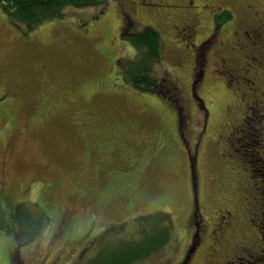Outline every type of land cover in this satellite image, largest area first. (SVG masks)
<instances>
[{
  "label": "rangeland",
  "instance_id": "obj_1",
  "mask_svg": "<svg viewBox=\"0 0 264 264\" xmlns=\"http://www.w3.org/2000/svg\"><path fill=\"white\" fill-rule=\"evenodd\" d=\"M120 2L72 5L63 10L62 17L31 27L27 21L10 15L0 1V181L6 184L10 199L25 198L23 189L29 184L30 199L50 198L54 204L84 217L94 215L95 233L103 236L92 250L107 239L130 236L132 228L140 234L142 229L158 222L155 237L163 240L160 225H166L165 243L133 264H177L194 233L193 222H199L197 255L188 264H226L233 260L232 246H240L244 241L255 245L258 230L264 236V158L259 161L264 156V143H256L257 134L263 132L264 122L259 119L264 113L245 112L241 96L216 78L213 89L217 95L207 88L199 89L200 84L196 86L208 112L203 131L206 111L194 110L188 101L192 64L187 42L191 40L187 38H176L179 44L186 45L181 51L161 40V63L152 68L151 79L156 83L165 80L163 84L171 100L157 99L131 84L122 87L125 93L108 88L107 92L104 82L124 73L121 59L133 61L136 57L137 50L119 32L124 26L125 32L140 31L139 23L144 21L140 12H134V17H130V11V16L123 13L125 5ZM122 2L127 5V0ZM163 21L158 24L162 35L166 33ZM87 25L93 29L91 36L85 34ZM99 42L109 44L106 53L98 49ZM242 86V98L252 101L248 107L255 110L256 102L264 104L263 98L249 97L248 84ZM165 88H161L163 93ZM232 93L237 94V105H224L222 99L234 98ZM48 101L55 111L44 109ZM182 107L183 117L188 118H183L180 128L190 149L201 134L199 163L194 166L190 162L191 177H197L196 207L192 179L188 188L185 154L179 143L171 142L169 134L165 136L167 128L171 130L173 111L180 109L183 113ZM227 123L235 125L237 132L232 145L218 149L214 139L221 135L224 140ZM158 140L170 144H158ZM94 176L98 177L95 181ZM110 176L118 177L119 184L127 187L125 192L99 194L105 183L111 184ZM225 200L234 213L235 223L224 234V242H229L220 243L222 249L214 257L210 253L219 244L209 246V230L215 219L221 220L217 208ZM155 212L163 216L158 218ZM148 214L153 217L139 220ZM135 217L138 219L134 220ZM20 219H24L22 214ZM249 219H253L251 224L247 223ZM48 224L49 221L47 227ZM219 236L217 232L214 238ZM215 239L212 242L216 243ZM261 243L263 252L248 250L246 259L237 254L242 260L233 264H264ZM114 245L106 244L103 259L109 257ZM31 257L20 250L16 264H30ZM75 260L70 256L57 264H76ZM0 264H7L2 255Z\"/></svg>",
  "mask_w": 264,
  "mask_h": 264
},
{
  "label": "flooded vegetation",
  "instance_id": "obj_2",
  "mask_svg": "<svg viewBox=\"0 0 264 264\" xmlns=\"http://www.w3.org/2000/svg\"><path fill=\"white\" fill-rule=\"evenodd\" d=\"M120 4L125 5L123 13H127L129 16L132 14L130 17H134L133 13L136 11L141 13L144 21L139 23L140 26H142V29L146 27L153 29L160 38V46L161 40H166L173 50L181 51L185 50L186 45L179 44L176 38L191 40V42L187 41L190 46V61L192 64L189 74L190 94L188 101L193 104L194 110L202 109L206 111L204 100L197 95L196 86L200 84L199 89L207 88V91L217 95L213 89V81L218 78L225 83V87L228 90L241 96L240 100L245 105V112L250 110L264 113V104L261 106V104L256 102L255 110L248 107V104L252 103V101L249 98L243 99L241 92L243 90L242 84L245 86L248 84L251 93L249 97L263 98L264 101V0H127V5L121 0ZM162 20H164L163 22L166 25V33L163 35L158 27ZM134 22L135 26L137 23L135 20ZM129 26H133V24ZM125 27H123L122 31H124ZM92 31L93 29L90 27L85 33L91 36ZM119 33L124 35L121 31ZM131 33L128 32L127 35ZM183 34L184 36H182ZM103 35L106 36L104 32ZM98 44V49L102 52L106 53L109 50V44L100 42ZM198 51L200 52L198 53ZM121 61V67L123 68L127 63L133 62L126 57H123ZM119 75L111 76L110 79L105 81L104 84L107 85L108 90L122 92V87L131 84L125 74ZM151 78H153L152 73ZM243 80H245L246 84ZM233 84L235 87H233ZM6 93H4L2 99ZM234 93L231 94L232 96L234 95V98H230V96L227 98L224 95L225 98L222 99V103L226 105V102H229V105L236 106L234 99L237 94L235 95ZM184 104L185 102H183ZM47 106L55 111L51 101H48ZM184 113H181L180 109L173 111L170 118L171 131H169V135L173 139H170L171 142L176 141L177 144L179 143L181 151L185 154L187 160V163L186 161L185 163L188 168V188H190V162L192 161L194 166L199 163L201 134L197 135L192 149H190L180 128L183 118L187 117V115L183 117ZM207 114L208 112L206 111L203 131L206 130L205 125L207 126ZM262 115L263 117H260L259 120H262L263 123L264 114ZM259 123L261 122L259 121ZM226 126L225 133H223L224 137L226 136L224 140H221L223 138L221 135L214 139L218 149L232 145L237 132L235 125L227 123ZM261 127L263 132L258 133L257 136L255 135L257 137L256 143L259 145L264 143V123L261 124ZM21 130L24 131L25 128ZM164 143L169 145L170 141ZM224 156L225 154L222 153L221 157ZM263 158L264 156L259 161L263 162ZM5 188L6 184L0 181V225L2 223L3 226V230L0 233V244L3 247L1 249L3 260L7 264H16L20 250L25 251V255L32 256L30 264H37L42 261L45 264L48 262L49 264H54L55 262L57 264L62 258L70 256L76 259V264H79L84 258L83 252L94 248V244H98L96 241L102 238L103 235L95 233L97 220L94 215L84 217L73 209L68 210L66 207L54 204L50 198L45 200L41 197L30 199V197H27L31 188L29 184L25 186V190L23 189L25 195L22 196H25V198L19 201L13 198L11 200L10 193ZM86 194L87 192L81 195L85 196ZM218 204L220 206H218L217 211L220 213L221 220L215 219L211 223L209 230V233L212 231L209 237V246L219 244V246H213V253H210L214 257L219 255L222 245L229 242L227 238L224 242V234L235 223L234 213L229 209V202L225 200ZM20 214L23 215V220L20 219ZM255 217L258 218L259 215L256 214ZM47 221H49L48 227ZM251 221L253 219H249L247 223L251 224ZM13 223L16 224V227L11 232ZM196 227V232L194 231L190 236L187 249L177 264H188L190 259H192L191 257L194 254L197 255L192 241L194 237H197L198 231L201 229V223ZM6 232L9 234L7 235ZM68 232L72 235H68ZM217 232H219L220 236L215 239L214 236ZM54 234H57L58 237H55ZM257 234L258 241L255 245H250L244 241L240 242V246H232L234 250L233 260L226 264H233L237 260H242L236 256L237 254L243 255L245 259L248 258L246 251L254 248L256 252H263L260 249V243L264 236L261 235L260 230H258ZM72 236L75 238L74 243L67 245L66 242ZM214 239L216 243L212 242ZM220 243L223 244L220 245ZM191 245H193L192 249L188 252ZM77 253L81 254L78 255ZM185 256L187 258L183 262ZM259 256L256 257L258 258Z\"/></svg>",
  "mask_w": 264,
  "mask_h": 264
},
{
  "label": "trees",
  "instance_id": "obj_3",
  "mask_svg": "<svg viewBox=\"0 0 264 264\" xmlns=\"http://www.w3.org/2000/svg\"><path fill=\"white\" fill-rule=\"evenodd\" d=\"M0 1L3 2L2 4L3 7L7 10V12L10 15L19 17L27 21L29 25L33 27L47 19H50L53 17H62L63 10L69 6H72V5L89 6V5H95V4L97 5V3H101L102 1H106V0H0ZM88 26L90 27V25H87V27L84 26V29L85 30L88 29ZM122 33L124 34L122 35L123 39L125 40L128 39L130 41L129 43H131L132 47L136 49L137 51L135 54L136 57L133 60V62L127 63L126 66H124V68L121 67V72L122 73L124 72L123 74H125L128 77V80L129 82H131V85L135 86V88H138L139 91H142L143 93L152 94L157 99H159V97H162V98H166L167 100H171L168 95V89L165 88L167 86L164 85L165 83L163 84V81L165 80L161 81L160 79V80H157V83H156V81L151 79L152 68L155 69V66L161 63L159 36H157L155 31L149 27H146L138 32H133V33L130 32L131 34H128V35H127L128 32L122 31ZM110 77L108 79H110ZM152 77H153V74H152ZM123 88L125 89V87ZM161 88H165V93H163ZM105 90L107 91V86H105ZM123 91L125 90L122 89V92L120 93H125ZM160 102H162L161 99H160ZM44 109L48 110L50 109V107H44ZM41 111H43V109H41ZM169 131L171 130L167 128V133L165 134V136H167L170 133ZM162 137H163V134L161 136V139ZM157 142L158 144L164 143L162 142V140H158ZM166 144L168 145V143ZM247 164L250 165L248 161H247ZM118 174H119V170H118ZM109 178H113V179L108 180L109 182H111V184L105 183L104 187L99 192L101 196H105L107 193H110V192L119 193V194H122L123 192H125L127 187L125 185L121 186L119 184L120 180L118 179V177L115 176L114 178L110 176ZM195 178L197 180V177ZM94 179L97 180L98 177L94 176L92 180L95 181ZM124 183L127 184L126 181ZM192 195L194 196V194ZM159 213L160 212H155L153 214L155 216L158 214V218H160L163 215ZM148 215L150 216L141 217L139 218V220L143 219L142 221H147L149 218L153 217V215L151 214H148ZM137 219L136 217L134 218V220H137ZM157 224L159 223L157 222L156 225ZM156 225H151L147 228L142 229L140 231V234H137L138 230L136 231V230H133L132 228V232L130 236L121 235L119 236L118 239L105 240V242L102 244L103 246L101 245V247L99 248L95 247L96 250L88 249L84 251L83 252L84 258L79 262V264H133L136 261L145 259V257H148L149 254L158 250V248L165 243L168 237L167 226L160 225L163 228L162 233H161V237L163 240L159 241L157 237H155ZM197 225H200V223L193 222L192 224V227L195 232L197 229L196 227ZM15 227H16V224L13 223L11 232L13 229L15 230ZM115 227L117 226H113V228ZM2 228L3 226L1 223L0 233L3 230ZM6 233L7 235L9 234L8 232ZM68 235H72V234L68 232ZM54 236L58 237L57 234H54ZM261 240L264 242V239H261ZM74 241H75V238H73L72 236L68 239L66 244L72 245ZM192 242H193L192 244L196 246V243H198L197 237H194ZM107 243H109L111 246H113L114 244L115 245L109 257L108 258L104 257L103 259V251ZM96 245L97 244H95V246ZM193 245L190 246L188 252L191 251ZM2 248L3 247L0 244V255H2L1 253ZM77 254L79 255L81 253H77ZM88 254H89V257H86ZM186 256L183 259V262L186 261V258L188 257ZM42 263L44 262L42 261L37 264H42ZM47 264H49V262Z\"/></svg>",
  "mask_w": 264,
  "mask_h": 264
},
{
  "label": "water",
  "instance_id": "obj_4",
  "mask_svg": "<svg viewBox=\"0 0 264 264\" xmlns=\"http://www.w3.org/2000/svg\"><path fill=\"white\" fill-rule=\"evenodd\" d=\"M192 180H193V181H192V188H194V189H193L194 202H195V207H196V206H197L196 178L193 177Z\"/></svg>",
  "mask_w": 264,
  "mask_h": 264
}]
</instances>
